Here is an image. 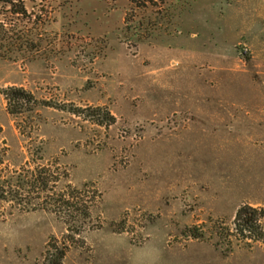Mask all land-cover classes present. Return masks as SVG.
I'll return each instance as SVG.
<instances>
[{
    "label": "rangeland",
    "instance_id": "1",
    "mask_svg": "<svg viewBox=\"0 0 264 264\" xmlns=\"http://www.w3.org/2000/svg\"><path fill=\"white\" fill-rule=\"evenodd\" d=\"M158 4L0 6V88L37 100L13 116L0 95V150L21 167L40 148L91 216L76 233L7 212L0 264H264V243L231 235L240 207L264 212V0ZM105 109L112 126L89 117Z\"/></svg>",
    "mask_w": 264,
    "mask_h": 264
},
{
    "label": "trees",
    "instance_id": "2",
    "mask_svg": "<svg viewBox=\"0 0 264 264\" xmlns=\"http://www.w3.org/2000/svg\"><path fill=\"white\" fill-rule=\"evenodd\" d=\"M26 1L0 0V6L7 8V12L18 20L28 21L35 15L29 13ZM30 1H39L42 9L48 3V0ZM158 1L162 0H130V3L136 8L146 9L159 6ZM37 17L40 18L41 15L38 14ZM37 17L35 16L36 20ZM4 26V22L0 21V40L5 33ZM0 95L7 101L8 111L13 116L22 115L37 104L34 95L23 87L0 88ZM95 112L96 115L89 116L91 119H98L99 123L106 126L115 124V117L107 109ZM6 151L0 150V220L9 212L50 211L65 219L76 233L88 229L91 216L87 193L71 185L59 189L61 180L66 177L61 166L43 163L44 158L40 156L42 150L39 148L36 153L31 154L30 161L21 167H14L9 163ZM263 215V210L250 205L240 207L233 221L236 232L231 235L244 242L264 243ZM61 257L63 254L57 260L59 264Z\"/></svg>",
    "mask_w": 264,
    "mask_h": 264
}]
</instances>
